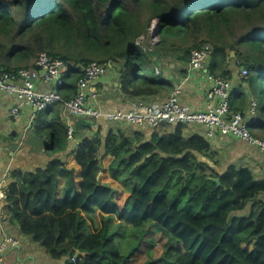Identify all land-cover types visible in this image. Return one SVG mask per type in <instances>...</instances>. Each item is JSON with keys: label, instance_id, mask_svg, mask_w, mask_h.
<instances>
[{"label": "trees", "instance_id": "1", "mask_svg": "<svg viewBox=\"0 0 264 264\" xmlns=\"http://www.w3.org/2000/svg\"><path fill=\"white\" fill-rule=\"evenodd\" d=\"M153 20L159 40L139 44ZM236 25L242 30L237 36ZM202 30L212 45L210 74L229 79L231 64L248 71L231 90L229 109L243 113L256 100L252 131L264 137V0H0V70L15 71L46 51L68 66L57 89L67 100L83 77L81 66L111 63L123 100L148 103L173 90L179 76L167 75L172 64L180 63L184 79L191 52L204 44L186 42ZM47 126V147L66 151L67 125L39 117L34 132L40 136ZM72 126L78 177L65 159L34 173H13L16 182L2 204L20 234L32 237L52 260L72 264L79 251L84 255L75 264H129L154 231L167 237L164 251L144 264H264V180L248 168L220 169L208 141L198 134L184 137L182 125L149 141L117 127L102 137L87 118ZM196 154L218 163L212 167ZM103 173L118 185L104 182ZM111 217L118 219L113 231ZM128 227L139 241L121 254L114 237Z\"/></svg>", "mask_w": 264, "mask_h": 264}, {"label": "built area", "instance_id": "2", "mask_svg": "<svg viewBox=\"0 0 264 264\" xmlns=\"http://www.w3.org/2000/svg\"><path fill=\"white\" fill-rule=\"evenodd\" d=\"M212 48L204 44L191 52L186 66L187 75L181 85L174 86L170 95L160 105L153 106L143 100H132L131 109L127 112L105 113L98 107L100 94L99 81L111 67V63L100 64L90 62L84 67L83 77L76 85V91L72 98L65 100L56 89L40 91L36 83L42 81L45 84H61L62 77L67 74L68 66L58 58H53L45 52H40L34 61V67H21L15 71L0 70V93L11 96L15 100L9 116L12 120H18L22 111L31 108L34 113L44 111L55 104L63 107L64 118L69 121L71 116L79 118L96 119L104 117L111 123H125L133 128L145 127L159 130L166 126L184 127L198 126L203 129L202 136L205 140L216 137H229L247 142L264 154V137L256 135L253 128L258 125L257 102L251 100L245 112H234L229 109L231 81L225 77L212 75L207 71V62ZM205 70L206 83L209 84L205 91L204 107L194 110L180 101L183 85L190 79L195 70ZM240 70V69H239ZM43 71V75L40 74ZM158 73V70H156ZM248 71L240 70V77L247 78ZM73 127L67 126V138L73 137ZM3 147L0 143V153ZM6 200L4 181L0 182V221L4 217L2 204ZM16 244L13 239H6L0 243V264H7L4 254L7 245ZM75 264L76 259H71Z\"/></svg>", "mask_w": 264, "mask_h": 264}, {"label": "crops", "instance_id": "3", "mask_svg": "<svg viewBox=\"0 0 264 264\" xmlns=\"http://www.w3.org/2000/svg\"><path fill=\"white\" fill-rule=\"evenodd\" d=\"M153 23L156 24V21L153 20ZM33 61H27L26 63H19V66L26 64L24 67H33ZM173 65V64H172ZM170 66L167 75L169 77L179 76L176 79L174 86L182 83L181 74L179 75V69L181 68L180 63ZM12 66H15L12 63ZM174 69V70H172ZM172 70V71H170ZM230 70L232 71L231 78L229 80L232 84V89H235L238 86L240 80V70L236 68L234 64L230 65ZM205 70H195L191 73L190 79L183 85V90L180 95V101L189 106L194 110H199L204 107L205 103V91L209 84L206 83L205 79ZM40 74L43 75V71H40ZM187 75V73H186ZM185 75V76H186ZM184 76V77H185ZM180 81H177L179 80ZM182 81V82H181ZM119 73L118 69L115 66H109V69L104 77L99 81V102L98 107L101 111L105 113L113 112H127L131 109L132 100L125 101L120 96L121 92L119 91ZM37 90L47 91L51 89H58V83L54 84H45L41 80L36 83ZM245 90V87H244ZM247 92V90H246ZM62 94V93H61ZM170 93L161 94L159 97H156L149 104L153 106L160 105L164 100L168 98ZM15 100L6 94L0 93V132L7 134L11 141L7 144H3V150L0 153V182L4 181V187L7 190L8 186L14 182L16 179L13 177V173L20 172L22 174L34 173L36 170L44 168L46 164L53 159H68V153L72 151V140H67V149L64 152H54L52 149L51 152L41 149L37 144H43L45 141V136H38V141H31V135L35 131V125L37 124L38 118L40 119H50L55 118L59 119L63 124L72 127V123L76 120L77 117L71 116L69 121L64 118L63 107L61 104H55L51 106L45 112L34 113L31 108H27L22 111L18 120L19 123H12V119L9 116L10 109L14 106ZM93 124V132L100 131V135L105 137V134L116 128L114 125H117V128L122 130H135L142 133L145 141L151 140L153 134H162L172 132L175 127L166 126L160 128L159 130H153L151 128L145 127L142 129L138 128H127L124 127L125 123H111L108 122L104 117L96 118L95 120L89 119ZM127 125V124H125ZM121 126V127H120ZM43 130H51L50 126H47ZM42 130V131H43ZM17 131L19 137H24V141L20 148L19 145H16L17 141H14V132ZM41 131V132H42ZM157 131V132H156ZM202 135V132H199V129L194 127H184L183 135L188 137L190 135ZM130 135V134H128ZM258 136H261L258 134ZM18 140V139H17ZM74 140V139H73ZM40 142V143H39ZM75 145L77 141L74 140ZM211 149L218 153L221 158V150H227L229 153V158L227 159V164H232L233 166L240 168H248L253 177L256 180H264V154L259 151L256 147L251 146L247 142H244L239 139L229 138V137H216L208 141ZM45 144V148H46ZM36 146V147H35ZM50 148V147H47ZM56 154V155H55ZM73 157V156H72ZM74 161V160H73ZM66 165V163H65ZM227 167V166H223ZM59 181L64 182L63 179ZM63 183L59 184V187H62ZM261 199L264 201V196H261ZM6 239L15 240L16 244L11 246L7 245V251L4 254V258L7 264H68V261L63 258L61 260H52L45 250L41 248L38 243H35L30 236H23L19 232L18 226L10 222L8 215L4 214L3 219L0 221V243Z\"/></svg>", "mask_w": 264, "mask_h": 264}, {"label": "rangeland", "instance_id": "4", "mask_svg": "<svg viewBox=\"0 0 264 264\" xmlns=\"http://www.w3.org/2000/svg\"><path fill=\"white\" fill-rule=\"evenodd\" d=\"M151 31L148 32L145 37H140L137 40V42L139 44H144V40H146L147 38H149V42H157V40H159V38L155 37L156 34L153 32V30H151ZM241 32H242V30L240 28V25H236L233 34L235 36H237ZM206 40H207V33H206L205 30H202L199 33L192 34V37L186 42L187 44L185 46H192L194 43L201 42V41L204 42V44H209V43H206ZM39 53L40 52H37L36 54L38 55ZM259 86H260V84H259ZM259 88L261 89V87H259ZM261 94H262V92L260 91L259 95L261 96ZM98 102H99V97H98ZM43 112H45V111H43ZM93 120H95V119L93 118ZM19 121L20 120H12L11 122L12 123H19ZM113 124H115V123H113ZM114 126L117 127V125H114ZM123 126L129 128V129L133 128L129 124H127V125L123 124ZM193 127L199 129V132L203 131V129L201 127H198V126H193ZM133 132H137V131H131L130 134H132ZM50 133H51L50 130H48V131L47 130H43L41 132V134L44 135L46 138L48 136H50ZM13 137H14V141H17L16 145H19L18 148H20L21 145H22V142L24 141V137H22V136L19 137V134L17 133V131L14 132ZM30 138H31V141H33V142H37L38 141V136H37V134L35 132L32 133ZM73 141L74 140H72V150L75 147V142H73ZM206 141H208V140H206ZM0 143H1L2 147H3V144H7V143L1 142V141H0ZM45 144L46 143H43V144L40 143V144H37L36 146H39L41 149L43 148L44 150L49 152L50 148H47V144H46V148H45ZM69 144H70V142H68V145ZM53 153L54 152L52 151L51 154H53ZM214 153L216 154L215 160L219 161L220 164L222 165V168H220V169L225 168L223 166L230 165V164H227V159L229 158V153H228L227 150H221V158L219 157L218 153H216V152H214ZM71 154H72V152L68 153V159L65 162L66 163L65 167L67 169H72L73 168L75 170V176L77 178L79 173H80V170L75 165V163L73 161V157H72L73 155H71ZM196 156L201 162H203V163L206 162L207 164L211 165L212 167H213V165L216 166L215 164H213L214 160L206 158V157H203L202 155H199V154H196ZM109 160L110 159L108 157L103 160V165L105 167L107 166ZM217 161H214V162L218 163ZM220 169L216 168V170H220ZM100 178L103 179L104 182H109L112 185H118L115 181H112L109 177H107L106 173L101 174ZM61 183H63V182L59 181V184H61ZM111 218H112L111 219V225H110L109 228H110V231H113L115 225L118 223V219L116 217H111ZM94 221H95L96 225L100 226V216L98 214L95 216ZM90 229L92 230L93 227L90 226ZM151 231H153V230H151ZM124 232L122 231V232L117 233L115 235V237H114V240H115L116 247L119 250V252L121 254H128L132 250V247L134 246V242L139 241V239L137 237L131 235V233H132L131 227L125 228ZM159 234H160V232H157V233H154V231L153 232H149V234L146 235L144 237V240L142 241L144 246H141L139 248V250L143 249V254H140V255L134 254V256H137V257L133 261H130L129 264H144V261L155 259L156 257L160 256L161 253L164 251V243L167 240V237L163 236L162 239H161V236Z\"/></svg>", "mask_w": 264, "mask_h": 264}, {"label": "water", "instance_id": "5", "mask_svg": "<svg viewBox=\"0 0 264 264\" xmlns=\"http://www.w3.org/2000/svg\"><path fill=\"white\" fill-rule=\"evenodd\" d=\"M235 53L231 52V57H234ZM81 70L84 71V66H81ZM241 70V68H240ZM0 141L4 143H9L11 141L10 137L7 134L1 133L0 132ZM213 181L216 182L217 185H219V180L218 179H212ZM84 255L83 253H80L79 251H76L74 254V258L78 259L80 256Z\"/></svg>", "mask_w": 264, "mask_h": 264}, {"label": "clouds", "instance_id": "6", "mask_svg": "<svg viewBox=\"0 0 264 264\" xmlns=\"http://www.w3.org/2000/svg\"><path fill=\"white\" fill-rule=\"evenodd\" d=\"M156 24H157V21H156ZM156 24H154L153 22H152V25H151V30H153L155 27H156ZM38 56V55H37ZM35 61V60H34ZM34 61H33V67H34ZM27 68H29V67H27ZM32 68V67H31ZM240 69V68H239ZM67 70H68V68H67ZM83 72V71H82ZM42 75V74H41ZM64 77H66V76H64ZM61 94V93H60ZM62 95V94H61ZM63 97V96H62ZM50 108V107H49ZM40 112H43V111H40ZM79 118V117H78ZM87 119H91V118H87ZM73 127V126H72ZM68 139V138H67ZM71 140H73V138L71 139Z\"/></svg>", "mask_w": 264, "mask_h": 264}]
</instances>
